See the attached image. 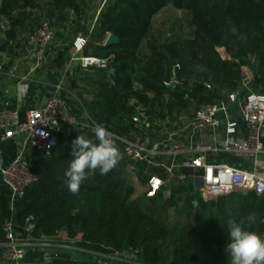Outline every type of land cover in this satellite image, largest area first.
<instances>
[{
  "label": "trees",
  "instance_id": "1",
  "mask_svg": "<svg viewBox=\"0 0 264 264\" xmlns=\"http://www.w3.org/2000/svg\"><path fill=\"white\" fill-rule=\"evenodd\" d=\"M87 3L2 0L0 16L11 25L5 33L8 42L0 45V52L8 58L3 69L11 68L46 15L52 26L68 27L86 16ZM169 7L182 11L192 24L180 16L163 36L154 29V17ZM80 29L88 35L85 23ZM20 31L28 34L21 42L17 40ZM108 33L118 35L120 42L104 45ZM221 47L228 59L222 58ZM84 54L108 58L115 73L77 68L82 73L71 81L76 91L67 96L68 102L81 123L100 124L113 133L122 154L120 139L143 141L148 120H175L183 113L191 114L193 105L197 109L224 92L237 90L244 65L254 71L253 90L264 93V0H110ZM69 56L68 49L60 51L55 64L64 67ZM173 80L177 86L168 87ZM93 128L67 127L50 154L32 155L29 163L40 179L27 188L14 210L10 196L0 191V243L6 241L4 224L13 217L20 228L31 219L34 237L68 243L79 240L101 252L139 249L136 263L80 252L82 257L55 255L51 264H100L101 259L111 264H229L225 249L230 217L240 221L255 213V223L244 226L264 237V193L234 192L208 203L198 199L197 206L195 198H185L181 219L172 224L160 211L159 204L168 202L161 195L144 204L133 197L135 186L123 155L109 173L97 171L81 184L78 193L69 192L64 172L73 159L71 142L78 135L94 140ZM145 168V164L137 165L136 174L142 181L147 178ZM186 191L183 183L175 186V204ZM193 209L198 212L196 221L191 217ZM203 211L210 215L205 222L199 221ZM23 263L46 261L42 252L30 251Z\"/></svg>",
  "mask_w": 264,
  "mask_h": 264
},
{
  "label": "built area",
  "instance_id": "2",
  "mask_svg": "<svg viewBox=\"0 0 264 264\" xmlns=\"http://www.w3.org/2000/svg\"><path fill=\"white\" fill-rule=\"evenodd\" d=\"M109 1H100L95 17L88 26V35L79 33L72 45L66 39L59 40L57 29L46 15L28 37L27 45L15 60L12 72L18 75L19 83L24 87L33 75L42 74L46 68L55 66L60 51L68 49L70 55L55 89L43 105L28 111L25 120H21L19 109L12 108L8 99L0 110V139L6 141L22 137L17 157L1 171L2 179L10 191L13 210L24 197L27 188L40 179L31 168L28 151L50 154L58 147L59 134L65 128L76 125L95 127L78 120L72 105L61 91L66 88V79L73 76L77 68L84 71L111 68L108 58L84 54L90 35ZM10 29L9 21L0 16V35ZM110 34L103 41L104 45ZM220 50L226 54L225 57L221 55L222 58L228 59L226 49L218 48ZM253 80L254 71L244 65L237 90L224 92L214 102L203 103L190 116H181L178 121L166 120L163 124V129L167 127L166 131L169 130L166 136L155 140L145 136L143 141L120 139L124 143V159L134 162L129 165V171L133 174L131 181L135 186V181L140 182L143 197L151 199L161 195L168 201V205L180 208L185 203V197L175 204L174 188L187 180L194 183L193 194H197L206 203L234 192L264 193V173L260 169L264 155V93L253 90ZM172 82L178 83L177 80ZM205 85L212 87L209 82ZM5 92L8 96L9 93ZM241 160L249 162L248 166L240 163ZM141 163L146 165L145 181L140 180L136 174L137 165ZM193 196L195 203L198 199ZM34 227L31 219L27 220L24 228L17 226L13 217L6 221V241L0 243V261L24 264L23 260L28 253L37 251L42 252L46 263H49L55 255L69 253L68 249L71 248L79 250V253L86 252L77 245V242H81L79 240L68 243L48 237H34ZM72 244H76L75 247ZM138 252L139 249L122 253H91L102 258L136 263ZM102 261L100 264H108Z\"/></svg>",
  "mask_w": 264,
  "mask_h": 264
},
{
  "label": "crops",
  "instance_id": "3",
  "mask_svg": "<svg viewBox=\"0 0 264 264\" xmlns=\"http://www.w3.org/2000/svg\"><path fill=\"white\" fill-rule=\"evenodd\" d=\"M100 1L101 0H88L87 6H86V16L80 22L79 21L75 22L68 27L55 26L58 34L60 35L59 40L63 41L64 39H66V41L70 42V44L72 45L73 39L77 37L79 33H82L83 35H85L83 33V30H81L80 28L82 27L84 23L86 27H88L89 24L93 21L96 11L99 7ZM27 35H28L27 33L20 31V33L18 34L17 40L21 42L25 37H27ZM0 42H1V45L8 42V38L6 37V34L0 35ZM19 54L14 58V62L11 68H9L8 70H4L3 65L8 58L5 53L0 52V110L3 107L4 101L8 99L10 101V106L12 108L19 109L21 120H25L27 118L28 111L33 108L43 105L46 98L55 89V86L59 83V81L62 78L63 72L67 66V63L62 68L58 67L57 65L50 66L49 68L45 69L44 73L33 75L30 82H28V84L23 87L19 83L18 75L12 72V67L15 63V60H17L16 58L19 56ZM76 70L77 69H75V72H74L75 74L71 77H68L65 81L66 88L65 90L61 91V94L65 97H67L68 95L72 93L74 94L76 91V90L74 91L71 88V81L74 77H77L82 73V72L78 73ZM5 91L9 93L8 96L6 95ZM187 113L188 112H186L185 114L183 113L181 116H190L191 114H193V113L191 114L190 113L187 114ZM167 120L174 121V119H167ZM164 122L165 121L163 120L162 125L164 124ZM166 128L163 129L162 127L159 131L158 130L156 132L153 131L152 133H149L146 136H149L154 140L160 137L166 136V133L169 131V130L166 131ZM21 138L22 137L12 138L6 141H2L0 139V191L7 195H10V191L2 179L1 171L4 167H6L9 163H11L17 157L20 151ZM28 155L29 157L30 156L32 157L30 151H28ZM240 163H243L246 166H248L249 164V162L245 160H241ZM260 169L264 173V155L262 156V164L260 165ZM197 205L198 204H195V206Z\"/></svg>",
  "mask_w": 264,
  "mask_h": 264
},
{
  "label": "clouds",
  "instance_id": "4",
  "mask_svg": "<svg viewBox=\"0 0 264 264\" xmlns=\"http://www.w3.org/2000/svg\"><path fill=\"white\" fill-rule=\"evenodd\" d=\"M92 131L94 140L78 135L71 142L73 159L69 162L64 177L69 192L73 194L78 193L81 184L97 171L105 175L116 168L122 159L113 133L100 124ZM255 220V213H249L240 221L231 217L227 220L229 242L225 250L229 264H264V237L244 226L245 223L254 224Z\"/></svg>",
  "mask_w": 264,
  "mask_h": 264
},
{
  "label": "rangeland",
  "instance_id": "5",
  "mask_svg": "<svg viewBox=\"0 0 264 264\" xmlns=\"http://www.w3.org/2000/svg\"><path fill=\"white\" fill-rule=\"evenodd\" d=\"M180 16L181 17L184 16V13L182 11L175 10L172 7L166 8V9L162 10L161 12H159L154 17V29H156L160 34H162V33L164 34V32H166V31L167 32L171 31L170 30V28L172 27L171 23L174 21L175 17L179 18ZM142 46H143V49L146 50L149 47L148 41H145ZM196 110L197 109H195L194 105L191 106V108H190L191 113H193ZM176 120L178 121V118ZM176 120H174V121H176ZM162 123H163V120L162 121L161 120L154 121V123L148 120L146 122L147 134L152 133L153 131H155V132L157 130L159 131L163 127ZM140 137H142V136H140ZM34 154H36V152H31V155H34ZM132 176H133V174L130 173L131 180H132ZM134 184H136V187H135V193L133 196L138 198V199H141L143 204L146 203L147 199L145 197H143V191H142L143 186L140 185V182L138 183L137 181H135ZM183 185L187 188V191L184 194H182L180 196V198H178V200H181L183 197H185L186 199L189 197L195 198L193 195H195L197 199L201 200V198L197 194H193L194 183L191 180H187L186 182L183 183ZM159 205H160V211H161L162 215L165 216L170 223L177 224L180 221L181 215L179 214V211H180L179 207H177V208L171 207L170 205H168V203L167 204L161 203ZM180 207L183 211L185 210V206H180ZM201 214L202 215L199 217V221H201V222H205L210 216L209 212H206V211H203ZM191 217H192L193 221L197 220L198 212L195 209H193L191 211ZM72 245L75 247L76 244H72ZM77 245L80 248H83L86 252L96 251V249H95L96 246H93L91 244H86L84 242H77ZM68 251H69V253H71V255H73L75 257L81 256V253H79V250H75V249L71 248V249H68ZM97 251H100V250H97ZM105 263L111 264L110 262H105Z\"/></svg>",
  "mask_w": 264,
  "mask_h": 264
},
{
  "label": "water",
  "instance_id": "6",
  "mask_svg": "<svg viewBox=\"0 0 264 264\" xmlns=\"http://www.w3.org/2000/svg\"><path fill=\"white\" fill-rule=\"evenodd\" d=\"M1 1L2 0H0V2ZM183 19L185 21H187L188 24H190V25L192 24L190 18L183 17ZM177 20H178V17H175L174 18V21H177ZM119 42H120V37L118 35H116V34L111 33L110 36L108 37L107 41H106V45L116 44V43H119ZM220 53H221V55L223 57L226 56L224 50H220ZM109 71H110V73L113 74V73H115V68L114 67H111L109 69ZM176 86H177V83L176 82H171V83L168 84V87H171V88H175ZM69 130H70V128H69ZM128 164L129 165H132V164H134V162L130 160V161H128ZM195 204H198V201H195ZM0 264H22V263H15V262H10V261H0ZM42 264H51V263H42Z\"/></svg>",
  "mask_w": 264,
  "mask_h": 264
}]
</instances>
